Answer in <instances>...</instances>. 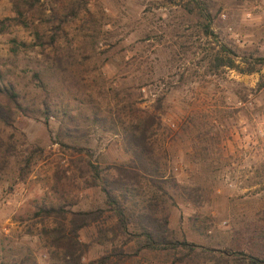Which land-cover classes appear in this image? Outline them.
I'll use <instances>...</instances> for the list:
<instances>
[{
	"label": "rangeland",
	"instance_id": "obj_1",
	"mask_svg": "<svg viewBox=\"0 0 264 264\" xmlns=\"http://www.w3.org/2000/svg\"><path fill=\"white\" fill-rule=\"evenodd\" d=\"M200 1L212 15L213 35L189 11L194 7L189 0H92L88 8L98 29L82 32L79 19L65 26L60 42L70 39L76 60L59 79L33 76L44 60L38 49L22 47L18 57L10 51L13 39L34 43L36 29L51 36L52 0H42L45 15L32 13L27 27L6 22L7 30L0 33V72L26 104L51 101L56 109L66 107L76 124L62 116L51 117L48 125L42 118L19 117L16 127L25 136L26 149L41 154L24 181L0 175V264L61 262L62 255L47 248L42 234L55 227V220L37 216L41 208H105L100 188L89 185L86 161L105 168L123 164L129 156L122 147L123 120L115 131L111 120L93 123L94 111L113 118L127 95L136 107L159 116L155 147L168 175L190 184L195 179L191 171L205 172L211 202L202 211L213 226L206 235L192 232L188 217L193 208L179 196L180 188H170L174 200L166 198L165 207L176 237L258 254L257 235L264 230V0ZM14 17L11 0H0V21ZM187 119L196 122L183 132ZM197 134L202 142L193 141ZM17 138L22 140L19 134ZM94 236L93 229L80 232L85 261L112 247L95 244ZM126 264L170 261L165 254L143 252Z\"/></svg>",
	"mask_w": 264,
	"mask_h": 264
},
{
	"label": "trees",
	"instance_id": "obj_2",
	"mask_svg": "<svg viewBox=\"0 0 264 264\" xmlns=\"http://www.w3.org/2000/svg\"><path fill=\"white\" fill-rule=\"evenodd\" d=\"M91 1L52 0L54 4L48 9L51 13V36L48 38L40 29H36L34 43L31 45L13 39L10 49L13 56L18 57L22 47L38 49L44 60L40 66L41 70L33 76L40 79L44 73L49 78L59 79L74 66L76 60L70 39L65 43L60 42L65 34V26L79 19L83 24L82 32L87 29L95 33L98 29V21L88 8ZM11 2L15 17L0 21V33L7 30L6 22L27 27L29 17L35 11L45 15L46 9L40 8L43 6L42 0ZM189 3L194 5L189 11L201 20L206 34L213 35V20L207 4L200 0H189ZM70 87L71 85L69 89ZM46 88V84H41L42 93L47 95ZM100 114L101 111L97 108V111H94L93 123L106 125L111 120L110 126L115 131L117 121L123 120L122 147L129 159L123 164L105 168L90 160L86 161L85 171L91 174L89 185L100 188L105 208L73 212L66 209L64 204H60L39 210L37 216L55 220V227L45 228L42 234L47 248L55 249L51 251L55 255H62L59 264H126L128 260L143 252L165 254L170 264H264V230L259 231L257 235L260 241L258 254H248L232 248H209L189 241L186 236L177 238L175 231L170 227V215L165 207L166 198L174 200L170 188H180L179 196L192 206V213L188 217L192 232L206 235L213 226L211 218L202 211L211 202L210 192L203 182L205 172L200 169L191 171L195 177L191 185L181 184L173 175H168L163 154H158L155 147L156 130L161 126L159 116L156 112L136 107L130 95L124 97L122 107L113 112V118ZM20 116L38 120L42 118L46 125L51 117L62 116V119H67L72 125L76 124V119L71 110L66 107L56 109L51 101L26 104L21 94L8 81L7 74L0 72V175L14 174L16 178L24 181L32 173L36 155L41 152L40 149L34 152L26 149L28 143L25 136L16 127ZM84 120H90V117ZM195 122L196 120L187 119V123L185 122L180 130L185 132L190 126H194ZM17 134L22 140L17 138ZM70 135L65 132V136ZM202 139L201 134H197L193 141L202 142ZM201 157L209 159L208 154ZM81 176L84 177L85 174L82 173ZM184 221L185 215L182 214L180 222ZM84 229L94 230L95 239L92 242L101 246L111 244V249L96 259L85 261L86 244L80 240V232ZM131 244L134 247H130Z\"/></svg>",
	"mask_w": 264,
	"mask_h": 264
}]
</instances>
